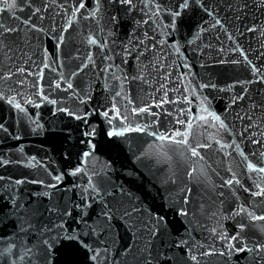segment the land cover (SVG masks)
<instances>
[{
	"label": "water",
	"instance_id": "water-1",
	"mask_svg": "<svg viewBox=\"0 0 264 264\" xmlns=\"http://www.w3.org/2000/svg\"><path fill=\"white\" fill-rule=\"evenodd\" d=\"M32 2L34 7H43V0H32ZM60 2L63 3L64 0H60ZM260 2L261 0H214L217 18L224 22L223 30L219 27L211 28L210 25L213 21L200 14V16L193 15L192 18L186 16L178 19L176 30L166 37L159 34V29L156 32L151 30L149 27L151 21L149 25H140L137 28L135 21L140 20L142 15L138 10L125 14L122 11V6H110L103 2L101 18L98 22L80 20L79 23H74L73 28L65 34L67 43L66 47L62 49L63 54L66 56L68 52H72L73 55H76V49H79L78 55L80 56V60H73L71 63L65 58V67L60 69L65 76H68L81 61L88 63L84 59L88 53H92L95 59V66L89 64L88 68L72 80L81 98L85 92L91 94L90 107L96 106L98 101L107 102L108 97L119 90L117 81L112 79V73L116 72L119 75V71L113 68L108 72H101V69L105 68L109 62L103 59L104 52L88 43L89 38L95 37L99 41L107 42L110 49L109 54H115L120 52L122 43L126 44L132 38L133 31L141 39H143L145 30L148 31L149 37L156 35L158 44L156 51L147 50L145 55L140 58V68L148 83L139 80L125 83L124 94L130 93L131 99L137 107L152 104V110L160 113V116L156 118L160 123L153 124L147 132L131 131L120 138H108L101 131L94 141L97 144L96 158L91 160L90 164H94L97 169L102 168L106 163L110 164L111 181L124 185L143 208L152 214L164 217L168 229L174 235L178 233L188 239L197 254L201 250L198 247L201 244L205 248L214 245L215 248L221 249V242L214 238L210 229L224 230L229 235L237 231L235 225L241 217L233 218L231 214L237 210L239 204H243L248 211L254 212L255 215H264V197L250 196L239 186H234L236 187V196H233L227 188H220L221 177L227 179L230 175L225 170L229 165L242 180L244 187H249L251 182L244 175L245 165L242 158L232 149L226 150L232 151V156H225L219 145L214 142L217 139L223 143H231L232 140H235L245 153L264 151L262 145L252 144L248 139L251 135L252 139L262 140V144H264V107L261 106L264 104V83L254 82L244 85L243 87L247 89L246 94L242 91L241 85L236 83L245 80L256 81L264 76V8L257 7ZM16 3L18 5L16 8L10 11H0V22L20 28V32L16 34L18 57L13 62L4 60L0 56V75L8 71L9 68L15 71L16 66H26L24 61L28 59V56H31L36 64H40L43 49H47L49 53L55 51L53 47L56 43L55 40L44 34L31 32L22 24L24 19L30 17L31 11H34V7L30 10L27 6L29 0H16ZM92 4H94V0H90L86 7H91ZM229 4L232 5L231 8L228 7ZM245 4L247 7H244L243 11H236L237 8ZM67 6L65 4V7ZM0 9H3L2 2H0ZM60 11L54 5L49 8L48 12L42 11L38 14L46 17L43 21L38 20L36 16H31V19L33 23L48 29L52 26L54 18L57 29H59V25L67 18L62 19L63 14L56 15ZM112 16L117 18L115 23L110 19ZM237 16L240 19H237ZM13 17H19V19ZM68 17H70V11ZM205 20L208 23H204ZM167 22V16H164L163 21L157 20V24L161 25ZM197 24H202L204 28L208 29L200 34L199 39L195 38L199 31ZM152 27L155 26L152 25ZM249 27H254L256 31H247ZM109 32L112 33L111 36H109ZM229 35L232 39L228 38ZM161 39H165L167 43L159 45ZM188 41H193V43L189 44ZM145 43L150 48L153 41L149 39ZM174 43L179 44V54L175 53ZM221 48L223 51H220ZM141 50L144 49L141 48ZM19 53H27V55L20 57ZM156 57H159V63L163 65V72L158 71L151 63ZM245 57H247V61H251V65L260 69L258 74H252L251 65L245 61ZM234 60L240 61V63H232ZM185 63L190 67H183ZM28 64L31 65V61ZM115 64L131 76L134 74L133 70L137 62L129 57L128 64L122 65L120 57L117 55ZM53 67H57V65L53 64ZM31 70L36 71V68L33 66ZM165 72L171 74L167 80L163 78ZM44 73L46 82L53 74H50L47 69L44 70ZM15 79L14 77L13 80ZM105 83L111 91L105 90ZM160 84H165L166 87L160 88ZM200 84H215L216 88H199ZM233 84L235 87L228 90V86ZM11 86L15 87V84L13 83ZM8 87V83L0 81V90H6ZM185 88L188 89L187 93H185ZM193 89L198 95H191ZM220 89H224V91H220ZM19 90L25 97L40 103L41 106L36 108L32 105H25L23 98L17 96V99L27 110L28 116H25L23 113H17L16 110L11 109L6 103L0 102V123H4L8 128L7 133L0 130V156L13 161L20 160L19 164L12 163L0 167V175L6 178L11 177L13 180L26 178L29 181L43 179L47 182L50 180L49 172L53 174L66 172L77 165L75 155L71 159H65L64 153L68 151L69 144L79 136V131L76 129V124L79 122L71 120L64 113L56 112L55 106L37 100L32 95L33 89ZM165 91H167L168 100L182 101L183 95H188L192 103H165L162 108H156L155 103L164 98ZM45 94L49 95L50 99H57L62 107H76V102L70 92H50L45 84ZM236 95H244V99L237 101L229 108L231 98ZM205 97H207L210 111L221 115L222 119L229 124L232 135L222 129L217 130L210 127L208 131H205L196 121H192L193 128L188 138L189 144L192 147L201 143L212 145L210 148H198L200 156H192L184 146L171 144L167 141L160 142L158 138L148 134L151 131L163 133L166 128L171 131L172 125L168 121L172 118L166 116V112L175 114L178 108L183 107L191 108L193 115L201 114L200 101ZM116 102L118 106L121 104L119 97ZM245 113L252 116L251 126L246 116L243 121L237 118V114L244 116ZM31 121L43 125V129L32 131L36 124ZM152 121L153 117L141 115L132 123L135 127L137 124L143 126L146 123H152ZM90 122L99 124L100 118L93 116ZM256 125L259 127L257 128ZM102 127L104 125H101ZM175 127L183 131L181 125H175ZM245 128L248 131L245 132L244 137L237 135ZM69 130L73 133L72 141L65 140ZM209 133L214 135L209 138ZM16 135L21 138L15 139ZM177 139H181V137H177ZM20 147L23 148V156L18 152ZM31 157L36 158L32 162L34 167L28 166ZM250 159L256 162L255 158L250 157ZM41 165H46L47 168ZM194 168L195 172L192 171ZM86 180V176H66L60 187L84 184ZM6 183H8L7 180L0 181V184ZM185 189H191L188 193L189 202L184 205L189 215L181 217L177 214L176 209L182 206L181 201L184 199ZM38 191H43L40 185L27 183L19 186L18 195L26 197L29 193ZM221 191L224 192L223 197L219 195ZM60 195H64V193L61 192ZM67 195L76 199L78 192L70 191ZM5 198L7 199V197ZM0 219H2L0 237H9L8 240H0V251H3L9 243L15 242L12 238L15 228L10 217ZM243 219L245 223H248L246 216ZM252 223L256 227H250L246 233L249 236H258L259 233L256 229L264 228V221L257 220ZM117 228L122 235H125L119 224H117ZM12 251L16 255H13L11 259L16 260L17 264H24L19 260V255L22 254L19 247ZM245 255V253L234 255L230 260L219 256L200 257V264H250L248 260L244 259ZM84 259V253L78 251L75 246H71L62 252L58 264H83ZM0 264H8V261L0 258Z\"/></svg>",
	"mask_w": 264,
	"mask_h": 264
},
{
	"label": "snow or ice",
	"instance_id": "snow-or-ice-1",
	"mask_svg": "<svg viewBox=\"0 0 264 264\" xmlns=\"http://www.w3.org/2000/svg\"><path fill=\"white\" fill-rule=\"evenodd\" d=\"M0 2L3 3V9H0V11H10L18 6L16 0H0ZM103 2L110 6H122V11L125 14L138 10L142 15L140 20L135 21L136 27L149 25L151 21L149 26L151 30L156 32L159 29V34L165 37L176 30L178 19L186 16L192 18L193 15L200 16V14L207 16L213 21L210 25L211 28L219 27L222 30L224 29V22L217 18L214 0H138V3L137 0H103ZM103 2L102 0H94V4L91 7H86L90 0H64L63 3L60 0H43V7H34L32 0H29L27 6L30 10L34 7V11H31L30 17L24 19L22 24L31 32L41 33L55 40L56 43L53 45L55 51L49 53L47 49H43L40 64H36L32 57L28 56V59L24 61L26 66H16L15 71L9 68L8 71L0 75V81L9 84L6 90H0V102L6 103L11 109L16 110L17 113H23L28 116L26 108L17 99V96L23 98L25 105L39 108L41 106L40 103L25 97L23 92L19 90L33 89L32 95L37 100L55 106L56 112L64 113L71 120L79 122L76 124L79 136L74 139V142L69 144L68 151L64 153L65 159H71L75 155L77 165L66 172H57L55 174L49 172L50 180L47 182L43 179H32L29 181L23 178L13 180L11 177L6 178L0 175V181H8L6 184H0V218L10 217L15 228L12 234L15 242L9 243L3 251H0V258L8 261V264H17L16 260L11 259V257L16 255L12 250L19 247L22 252L19 255V260L23 261L24 264H58V259L62 252L71 246H75L78 251L84 253L83 264H192V262L200 264V257L219 256L230 260L234 255L238 256L241 253L246 254L244 259L248 260L250 264H264V228L256 229L259 233L258 236H249L246 233V230L250 227H256L252 222L257 220L264 221V215H255L254 212L248 211L243 204H239L237 210L231 214L233 218L241 217L235 225L237 231L229 235L224 230L210 229L209 231L214 238L221 242V249L215 248L214 245L205 248L201 244L198 246L201 250L197 254L188 239L178 233L174 235L168 229L167 221L164 217L152 214L143 208L142 205L137 203L136 197L124 185L115 184L111 181L109 176L111 171L110 164L106 163L100 169H97L94 164H90V161L96 158L97 144L94 141L101 131L108 138H120L131 131L147 132L148 129L152 128L153 124L158 125L160 123L156 119L160 116V113L152 110V104L137 107L131 99V94H124L125 83H130L133 80L148 83L143 75V70L140 68V58L145 55L147 50L155 52L158 44L156 35L149 37L147 30L143 32V39L136 36L135 31H133L131 34L132 38L126 44L122 43L120 52L115 54H109L110 49L107 42L99 41L95 37L89 38L88 43L104 52L103 59L109 62L105 68L101 69V72H108L113 68L119 71V75L116 72L112 73V79L117 81L119 90L109 96L108 101L105 103L98 101L96 106L90 107L91 94L85 92L83 98H81L78 94V89L74 87L72 82L74 78L89 67V64L95 66V59L92 53H88L84 58L88 63L81 61L68 76H65L60 71V69L65 67V58L69 63L73 60H80L79 49H76V55H73L72 52H68L66 56L63 54L62 49L66 47L67 43L65 34L69 32V29L73 28L74 23H79L80 20L98 22L101 18ZM65 4L68 6L65 7ZM54 5L61 10L56 15L63 14L62 19L67 17L59 25V29H57L54 18L52 19V26L48 29L32 22L31 16H36L38 20L43 21L46 17L38 14L42 11L48 12L49 8ZM228 7L231 8L232 5L229 4ZM244 7H247V5H242L236 11H243ZM257 7L264 8V0H261ZM69 11L70 17H68ZM164 16L168 17V22L162 25L157 24V20L163 21ZM13 18L19 19V17ZM236 18L240 19L239 16ZM110 19L114 23L117 20L115 16L110 17ZM204 23H208V21L205 20ZM152 25L155 27H152ZM197 28L199 31L196 34V39L200 38V34L208 31L202 24H197ZM101 31H103L102 28ZM247 31L255 32L256 29L249 27ZM19 32V27H11L0 22V56L4 60L15 62L17 59L18 37L16 34ZM111 35L112 33L109 32V36ZM228 38L232 39L231 35ZM149 39L153 41L150 48L145 43ZM166 43L165 39L159 41V45ZM188 43L191 44L193 41H188ZM207 47H210V45H207ZM141 48L144 50H141ZM173 48L175 53L179 54V44L174 43ZM220 51H223V49L221 48ZM24 55H27V53H19L20 57ZM117 55L120 57L122 65L128 64L129 57L135 59L137 64L133 70L134 74L129 76L125 70L120 69V66L115 64ZM29 61H31V65L28 64ZM245 61H247V57H245ZM151 63L158 71H164L163 65L159 63V57H156ZM232 63H240V61L234 60ZM247 63L251 65V61H247ZM53 64L57 65V67H53ZM33 66L36 71L31 70ZM144 67H147V65H144ZM183 67L187 68L190 65L185 63ZM45 69L50 74H53L49 76L46 82ZM251 70L253 75L260 72V69L255 65H251ZM170 75V73L165 72L163 78L167 80ZM14 77L16 78L15 80H13ZM254 82L264 83V76L256 81L245 80L237 81L236 83L241 85L242 91L246 94L247 89L243 86ZM13 83L15 87L11 86ZM45 84L50 92H70L71 97L76 102V107H62L57 99H50V96L45 94ZM62 85L64 86L62 87ZM165 87V84H160V88ZM198 87L216 88V85L200 84ZM234 87L235 84L229 85L228 90H232ZM104 88L106 91H111L107 83H105ZM173 91H176V89H173ZM220 91H224V89H220ZM187 92L188 89L185 88V93ZM167 95V91H165L164 98L155 103L154 106L162 108L165 103H192L188 95H183L182 101L168 100ZM191 95L196 96L198 93L193 89ZM118 97L121 100L119 106L116 102ZM243 99L244 95L233 96L228 107L230 108L237 101ZM261 106L264 107V104ZM200 113L199 115H193L191 108L185 109L183 107L178 108L175 114L166 112V116L172 118L168 121L172 125L171 131L166 128L163 133L151 131L148 134L158 138L160 142L167 141L171 144L182 145L192 156H200L197 151L198 148H210L212 145L210 143H201L192 147L189 144L188 138L193 128L192 121H196L205 131H208L210 127L217 130L222 129L232 135L229 124L222 119L221 115L210 111L207 97L200 101ZM53 114L55 115V113ZM141 115L153 117L152 123H146L143 126L137 124L133 127L132 121ZM93 116L100 118L99 124L90 122ZM245 116L251 126L252 116L247 115V113L244 116L237 114V118L241 121L245 119ZM31 122L36 124L32 131L43 129V125L38 122ZM200 122L203 123L201 124ZM101 125H104V127L101 128ZM175 125H181L183 131L180 128H176ZM256 127L258 128L259 125H256ZM0 130L5 133L8 132V128L5 127L4 123H0ZM247 131L248 129L245 128L244 131L239 132L237 135L244 137ZM213 135V133H209V138ZM177 137H181V139H177ZM14 138L19 140L21 137L16 135ZM248 139L252 144L264 147L262 140L252 139L251 135ZM65 140H73L71 130L68 131ZM214 142L219 145L225 156H232V151H234L242 158L245 165L244 175L251 182L249 187H244L242 180L229 165L226 166L225 170L230 175L227 179L221 177L220 188H227L233 196H236V187L234 186H239L250 196L264 197V151L245 153L241 145L235 140H232L231 143H223L217 139ZM227 149H232V151H226ZM18 152L21 156L24 155L22 147L18 149ZM250 157L255 158L256 162H253ZM200 158L203 159V157ZM35 159V157L29 158V167L35 166L32 163ZM12 163L19 164L20 160L13 161L10 158L0 156V167ZM41 166L47 168L46 165ZM192 171L195 172L196 169L194 168ZM66 176H86L87 180L84 184H73L70 187L61 188L60 185L63 184ZM27 183L38 184L43 191L29 193L26 197L18 195L19 186ZM70 191L78 192L76 199L67 195ZM190 191L191 189L184 190V199L181 201L182 206L176 209L177 214L181 217L189 215L184 205L189 202L188 193ZM61 192L64 195H60ZM219 195L223 197L224 192L221 191ZM244 216L248 218V223L244 222ZM0 222H2V219H0ZM117 224L123 228L125 235L121 234ZM8 239L9 237H0V240Z\"/></svg>",
	"mask_w": 264,
	"mask_h": 264
}]
</instances>
